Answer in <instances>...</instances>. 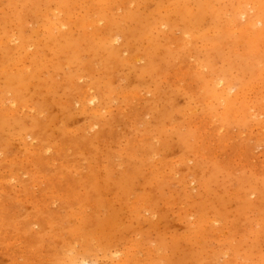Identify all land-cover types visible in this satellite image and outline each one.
Instances as JSON below:
<instances>
[{
    "label": "rangeland",
    "instance_id": "obj_1",
    "mask_svg": "<svg viewBox=\"0 0 264 264\" xmlns=\"http://www.w3.org/2000/svg\"><path fill=\"white\" fill-rule=\"evenodd\" d=\"M238 1L0 0V264H264Z\"/></svg>",
    "mask_w": 264,
    "mask_h": 264
},
{
    "label": "bare ground",
    "instance_id": "obj_2",
    "mask_svg": "<svg viewBox=\"0 0 264 264\" xmlns=\"http://www.w3.org/2000/svg\"><path fill=\"white\" fill-rule=\"evenodd\" d=\"M15 1V0H14ZM68 6V5H67ZM170 7V6H169ZM112 8V7H111ZM66 10V9H65ZM162 11V10H161ZM235 22L240 25V32L243 38H247L248 48H258L264 44V0H239L233 6ZM51 13V12H50ZM73 13V12H72ZM54 14V12H53ZM70 14V13H69ZM53 17V16H52ZM106 18V17H105ZM57 20V19H56ZM63 20V19H62ZM91 22V21H90ZM90 24V23H89ZM81 28V27H80ZM238 28V27H236ZM237 31V30H236ZM57 32V31H56ZM115 32V31H114ZM116 34V33H115ZM240 35V34H239ZM61 39V38H60ZM43 40V39H42ZM51 40V39H50ZM57 40V39H56ZM44 44V43H43ZM55 44V43H54ZM261 44V45H262ZM246 45V44H245ZM93 46V45H92ZM28 47V46H27ZM261 47V46H260ZM23 49V47H21ZM71 48V47H70ZM77 48V47H76ZM80 48V47H79ZM92 48V47H91ZM118 48V47H117ZM93 49V48H92ZM47 50V49H46ZM91 50V49H90ZM26 52V51H25ZM117 52V49H116ZM115 52V53H116ZM65 53V52H64ZM98 53V52H97ZM107 53V52H106ZM38 55V54H37ZM48 55V54H47ZM63 55V54H62ZM61 56V55H60ZM58 60V59H57ZM109 60V59H108ZM62 61V60H61ZM58 62V61H57ZM62 63V62H61ZM66 63V62H65ZM73 63V62H72ZM58 65V64H57ZM56 65V66H57ZM62 65V64H61ZM200 65V64H199ZM28 72V71H27ZM25 73V72H24ZM73 73V72H72ZM30 75V74H29ZM68 79V78H67ZM80 79V78H79ZM53 84V83H52ZM72 85V84H71ZM21 87V86H20ZM69 87V86H68ZM76 90V89H75ZM94 95V94H93ZM239 96V95H238ZM243 96V95H241ZM240 96V97H241ZM91 102L95 101L93 98ZM237 101V100H236ZM98 105V104H97ZM105 105V104H104ZM235 105V104H234ZM102 108V107H101ZM15 110V109H14ZM86 111V110H85ZM99 111V110H98ZM13 112V111H12ZM103 112V111H102ZM97 113V112H96ZM104 114V113H103ZM103 116V115H102ZM8 121V120H7ZM40 144V143H39ZM26 145V144H25ZM26 147V146H25ZM29 147V146H28ZM30 161V160H29ZM8 170V169H7ZM123 177V176H122ZM125 179V178H124ZM126 182V181H125ZM127 183V182H126ZM5 240V239H4ZM72 257V256H71ZM72 261V260H71ZM74 261V258H73ZM86 263L87 261L83 259ZM71 263V262H69ZM80 263V262H79ZM74 264H78L75 261Z\"/></svg>",
    "mask_w": 264,
    "mask_h": 264
}]
</instances>
